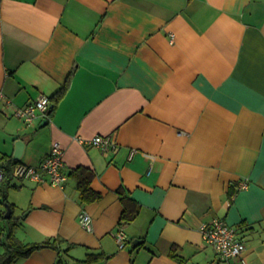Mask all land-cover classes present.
<instances>
[{"label": "crops", "instance_id": "0c3cea01", "mask_svg": "<svg viewBox=\"0 0 264 264\" xmlns=\"http://www.w3.org/2000/svg\"><path fill=\"white\" fill-rule=\"evenodd\" d=\"M60 88L51 113L17 115ZM0 93L3 167L17 140L29 165L64 149V184L13 179L24 243L63 240L66 264H179L173 246L185 264H221L200 230L221 217L246 244L231 263L264 264V0H0ZM96 135L114 145L80 141ZM78 166L101 199L81 202ZM121 188L139 208L130 222ZM7 207L0 187V254ZM58 256L41 246L11 264Z\"/></svg>", "mask_w": 264, "mask_h": 264}, {"label": "built area", "instance_id": "2783aa9c", "mask_svg": "<svg viewBox=\"0 0 264 264\" xmlns=\"http://www.w3.org/2000/svg\"><path fill=\"white\" fill-rule=\"evenodd\" d=\"M1 94V93H0ZM51 105V98L42 95L38 99L19 108L17 115L26 122H32L38 114L46 115ZM84 144L109 148L114 145L110 137L96 135L88 139H80ZM64 149L60 142H53L49 153L37 165L18 163L13 168L15 178L32 179L39 182H49L54 185H62L67 180L68 175L64 171ZM5 177L4 167L0 164V182ZM247 182L239 184L240 189L246 188ZM80 222L87 229H93L92 216L85 210L80 214ZM204 242L213 247L218 254L221 264H232L231 260L235 257H241L245 250L246 244L239 236L236 228L230 225L225 219L215 217L210 221H205L200 225ZM120 246L125 245V232L119 230L116 234ZM242 264H247L244 258H241Z\"/></svg>", "mask_w": 264, "mask_h": 264}, {"label": "trees", "instance_id": "16d2710c", "mask_svg": "<svg viewBox=\"0 0 264 264\" xmlns=\"http://www.w3.org/2000/svg\"><path fill=\"white\" fill-rule=\"evenodd\" d=\"M64 88H60L51 98V106L48 109V113H51L54 107L55 101H57L63 94ZM6 164L4 165L5 177L0 182L2 202L7 206L11 207V215L5 218L8 224V229L4 234L2 244L4 246V251L0 254V264H11L17 258L29 256L35 249L41 246H51L59 249L58 259L54 264H66L67 259L64 257L66 249H62L58 242L63 240L54 239L48 240L44 244L38 243H24L14 233L15 225L18 223L17 216L14 214V204L9 200V191L13 187H18L16 184L12 183L15 178L13 174V168L19 163L12 157H5ZM72 177L77 179V188L80 192V200L82 203H89L97 201L102 198V194L94 190L91 186V181L94 177V171L86 166H78L71 170L70 174ZM234 190H231L233 193ZM119 198L124 204V210L121 219L125 222H130L133 220L139 212V208H136V202L130 197L124 188L119 189ZM68 249V248H67ZM176 247L173 246L171 249L172 257L179 261V264H185V260L175 253ZM104 257L103 254L90 253L85 259H77L74 264H94L95 261Z\"/></svg>", "mask_w": 264, "mask_h": 264}, {"label": "water", "instance_id": "95a60500", "mask_svg": "<svg viewBox=\"0 0 264 264\" xmlns=\"http://www.w3.org/2000/svg\"><path fill=\"white\" fill-rule=\"evenodd\" d=\"M25 143L22 140H17L16 142V151H15V159H20L22 153L24 152ZM11 215V207H7V212L5 214V217L8 218ZM136 241L134 242L135 245Z\"/></svg>", "mask_w": 264, "mask_h": 264}, {"label": "rangeland", "instance_id": "374dc122", "mask_svg": "<svg viewBox=\"0 0 264 264\" xmlns=\"http://www.w3.org/2000/svg\"><path fill=\"white\" fill-rule=\"evenodd\" d=\"M14 214H15V211H14ZM15 215H17V214H15Z\"/></svg>", "mask_w": 264, "mask_h": 264}]
</instances>
